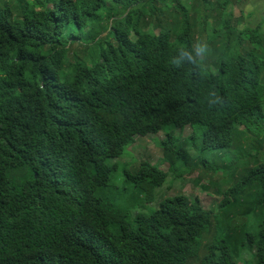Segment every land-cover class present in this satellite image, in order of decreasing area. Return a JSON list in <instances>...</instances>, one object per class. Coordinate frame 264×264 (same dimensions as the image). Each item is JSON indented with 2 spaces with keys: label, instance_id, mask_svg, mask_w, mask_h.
<instances>
[{
  "label": "trees",
  "instance_id": "trees-1",
  "mask_svg": "<svg viewBox=\"0 0 264 264\" xmlns=\"http://www.w3.org/2000/svg\"><path fill=\"white\" fill-rule=\"evenodd\" d=\"M6 1L0 264H189L200 251L198 264H239L244 250L254 253L243 264H264V0L255 27L244 22L259 12L234 14L248 0ZM204 37L201 68L172 63ZM186 126L202 150L236 157L205 165L233 182L216 213L182 194L133 216L104 201L119 172L109 160L136 136ZM164 134L168 171L148 161L121 170L148 208L176 163L191 169L174 131ZM212 222L221 235L203 246Z\"/></svg>",
  "mask_w": 264,
  "mask_h": 264
},
{
  "label": "rangeland",
  "instance_id": "rangeland-1",
  "mask_svg": "<svg viewBox=\"0 0 264 264\" xmlns=\"http://www.w3.org/2000/svg\"><path fill=\"white\" fill-rule=\"evenodd\" d=\"M6 1V0H1ZM9 1V0H7ZM6 1V2H7ZM263 0H248V3H242L234 7V14L236 17H241V11L246 12L255 11L256 13L252 19H248L246 22L250 26L255 27L261 21L260 17L263 15L261 3ZM208 38H203V43L208 42ZM207 67H210L212 71H215L211 64L207 63ZM174 131L177 137V144L182 149L186 150L189 157L188 164H191V169L187 170L188 166H180L175 164L176 170L174 173L168 172L166 177V183L160 188L154 190V199L148 203L146 207L141 203L143 198L136 196L135 191L131 189L130 185L124 183L122 176V169L127 168L135 171L138 165L143 161H148L151 164H157L159 168L166 172L168 171L169 163L163 159L162 149L157 142L165 138L164 133ZM193 129L186 126L182 129L166 128L163 131L155 135H146L143 137H135L134 143L127 148V150L118 158L109 160L110 164H116L118 173H113L108 186L101 189L98 193L103 196L104 201L113 207L120 208L128 211L131 216L140 211L149 212L157 207L158 203L164 198L182 194L192 200H198L200 206L203 209L210 210L214 213L218 211V203L222 198V193L232 186V180L229 179L227 173L219 171H209L205 168V165L212 163L215 167L222 168L225 165H231L232 161H236V157L229 151H207L200 148V138L191 139ZM252 154H255L252 152ZM216 162L213 163L214 158ZM242 158H244L242 156ZM203 164L201 160H203ZM174 166V167H175ZM211 212V213H212ZM236 218V225H240L241 221ZM211 230L204 233L201 238L203 246H206L221 235V232L215 222H212ZM222 230V229H221ZM253 251H242L237 256V262L243 264L244 262H250L253 256ZM203 256V252L200 251L199 257L196 260L191 261L189 264H198L199 259Z\"/></svg>",
  "mask_w": 264,
  "mask_h": 264
},
{
  "label": "clouds",
  "instance_id": "clouds-1",
  "mask_svg": "<svg viewBox=\"0 0 264 264\" xmlns=\"http://www.w3.org/2000/svg\"><path fill=\"white\" fill-rule=\"evenodd\" d=\"M175 50L178 52V55L172 58L173 64L180 66L183 62L187 61L189 64L195 65L198 68L202 67L203 62L209 53L208 45L202 42L194 43L191 47V50L186 46H178ZM213 94L215 95V99L210 101V103L220 104L222 107L224 104L223 97L220 96L215 90Z\"/></svg>",
  "mask_w": 264,
  "mask_h": 264
}]
</instances>
